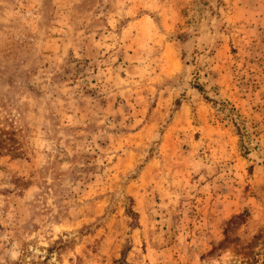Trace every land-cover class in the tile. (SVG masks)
I'll use <instances>...</instances> for the list:
<instances>
[{"label": "rangeland", "instance_id": "374dc122", "mask_svg": "<svg viewBox=\"0 0 264 264\" xmlns=\"http://www.w3.org/2000/svg\"><path fill=\"white\" fill-rule=\"evenodd\" d=\"M0 264H264V0H0Z\"/></svg>", "mask_w": 264, "mask_h": 264}]
</instances>
